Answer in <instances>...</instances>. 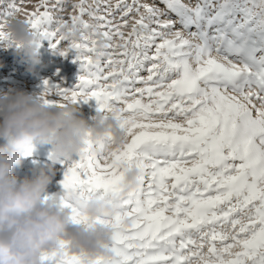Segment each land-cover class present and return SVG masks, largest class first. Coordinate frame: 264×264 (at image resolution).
<instances>
[{
  "label": "snow or ice",
  "instance_id": "6c2138e0",
  "mask_svg": "<svg viewBox=\"0 0 264 264\" xmlns=\"http://www.w3.org/2000/svg\"><path fill=\"white\" fill-rule=\"evenodd\" d=\"M160 2L164 10L78 0L64 19L53 15L61 0L51 9L42 0L29 16L80 67L71 89L45 80L44 102L95 98L119 109L127 129L119 149L107 151L109 138L94 154L89 141L78 159L60 161L62 202L75 220L92 195L118 197L103 218L115 229L112 255L93 264H264V0ZM0 42L11 46V35L0 30ZM137 162L142 186L120 195L123 166Z\"/></svg>",
  "mask_w": 264,
  "mask_h": 264
},
{
  "label": "clouds",
  "instance_id": "9594fccd",
  "mask_svg": "<svg viewBox=\"0 0 264 264\" xmlns=\"http://www.w3.org/2000/svg\"><path fill=\"white\" fill-rule=\"evenodd\" d=\"M12 45L0 47L23 52L33 64L39 62L41 38L26 20L9 23ZM78 37V32L71 33ZM76 104H49L43 96L9 88L0 91V264H62L77 256L82 264L112 255L114 227L104 217L116 213V199L92 195L74 220L60 193L48 195L55 175L54 164L61 158L81 155L93 142L94 154L101 142L111 138L107 151L127 142V129L118 118L119 109H97L90 125L78 116ZM52 145V164L29 177L13 171L29 154L34 143ZM120 195L139 189L144 165L125 164Z\"/></svg>",
  "mask_w": 264,
  "mask_h": 264
},
{
  "label": "rangeland",
  "instance_id": "374dc122",
  "mask_svg": "<svg viewBox=\"0 0 264 264\" xmlns=\"http://www.w3.org/2000/svg\"><path fill=\"white\" fill-rule=\"evenodd\" d=\"M63 4V11L59 7L56 8L53 13L56 17H63L68 19L73 13V5L78 3V0H61ZM90 4L93 0H88ZM111 3H115L116 0H109ZM184 3L194 6L197 0H183ZM42 0H3L0 3V30L6 34L10 33L9 23H15L16 20L28 21L30 14L39 11H44L43 7H40ZM57 3V0H47L49 8ZM141 4L155 5L161 10H164L165 6L160 0H139ZM9 4H15V7L19 11H13L7 6ZM8 12H12V15H7ZM167 18V17H163ZM172 19H176L174 15ZM85 20L89 17L85 16ZM117 19H119L117 17ZM29 25V24H28ZM130 29H124L127 33ZM194 30V29H193ZM96 39L102 43L103 40L100 37ZM8 44L0 42V47H7ZM67 44L61 46V50L66 48ZM75 53L70 52L67 56H61L56 54L53 49L50 48L47 40L41 41V47L39 50V62L33 64L32 61L25 56L23 52L17 53L14 49L8 48L7 50L0 48V91H6L9 88L23 90L34 96H39L44 91V81L47 80L51 83L61 84L64 88H73L78 81V75L80 72L79 63H74ZM146 75V73H145ZM54 96V93H53ZM58 101L64 102L62 98L55 97ZM77 107L80 111L78 116L83 117L90 125L93 123L91 117L96 114L98 104L95 98L89 99L86 103L83 101L78 102ZM6 142L3 138H0V146H3ZM52 145L34 143L32 151L24 156L20 165L14 168L15 174L23 178L25 176L31 177L35 171L40 168H46L52 164L51 160ZM72 159H78V156L74 155ZM65 159L61 158L60 161ZM56 162L54 164L55 175L52 182L49 184L47 194L52 195L60 193L62 191L61 181L63 179L64 165Z\"/></svg>",
  "mask_w": 264,
  "mask_h": 264
}]
</instances>
